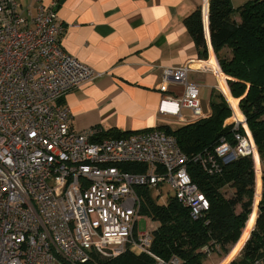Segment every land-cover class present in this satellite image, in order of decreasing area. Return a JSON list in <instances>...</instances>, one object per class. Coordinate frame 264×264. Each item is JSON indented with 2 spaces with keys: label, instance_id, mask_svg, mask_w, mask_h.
Segmentation results:
<instances>
[{
  "label": "built area",
  "instance_id": "built-area-1",
  "mask_svg": "<svg viewBox=\"0 0 264 264\" xmlns=\"http://www.w3.org/2000/svg\"><path fill=\"white\" fill-rule=\"evenodd\" d=\"M62 32L55 3L32 11L0 0V264H81L94 252L127 249L156 264H177L176 257L165 262L151 253L152 229L136 231L138 190L167 186L192 219L200 218L209 201L187 171L190 158L157 127L106 138L97 126L74 129L64 95L102 73L64 51ZM188 68L162 69L160 90L171 80L184 89L179 97L164 95L159 113L181 116L185 108L205 116ZM231 111L225 123L234 124L232 140L191 157L209 173L238 157L255 161L245 116L238 120ZM200 251L215 250L205 244Z\"/></svg>",
  "mask_w": 264,
  "mask_h": 264
},
{
  "label": "trees",
  "instance_id": "trees-1",
  "mask_svg": "<svg viewBox=\"0 0 264 264\" xmlns=\"http://www.w3.org/2000/svg\"><path fill=\"white\" fill-rule=\"evenodd\" d=\"M209 35L220 69L234 98H240L239 108L255 142L258 154L264 158V0H248L233 6L230 0H209ZM200 59L207 58L201 12L197 8L183 18ZM210 114L176 127L157 128L173 135L180 149L190 158L187 171L198 189L207 197L209 209L198 219H192L189 209L171 194L158 201L147 188H139L140 208L156 222L151 230V253L177 264H205L200 251L205 244L228 253V245L238 241L251 213L255 167L252 157L244 156L229 163H218V170L206 171L200 162L192 161L197 153L214 152L222 138L232 140L234 124H226L231 109L223 94H212ZM243 132V129L239 127ZM105 135V134H104ZM124 134L113 133L111 137ZM107 136V135H105ZM253 222L248 221V227ZM246 233V232H245ZM243 234L242 238L246 235ZM81 264H156L147 253L125 250L118 255L94 252ZM229 264H264V171L257 217L240 255Z\"/></svg>",
  "mask_w": 264,
  "mask_h": 264
},
{
  "label": "crops",
  "instance_id": "crops-1",
  "mask_svg": "<svg viewBox=\"0 0 264 264\" xmlns=\"http://www.w3.org/2000/svg\"><path fill=\"white\" fill-rule=\"evenodd\" d=\"M32 11L39 5H56L63 27L60 45L65 52L102 73L68 91L63 102L72 114V126L81 131L99 127L103 138L113 133L129 134L168 125L176 127L198 117L182 108L181 116L158 112L164 95L179 97L184 85L166 83L160 90L162 69L188 65L187 80L209 96L220 90L241 119L210 42L209 0H17ZM239 6L248 0H230ZM200 9L207 58L200 59L183 18ZM214 69V71L212 69ZM210 101V100H209ZM209 101L201 99L204 115L211 112ZM183 111H186L185 115ZM107 136H105V135ZM254 222L248 221L239 240L245 243ZM246 232V233H245ZM246 234L243 239V234ZM238 240V241H239Z\"/></svg>",
  "mask_w": 264,
  "mask_h": 264
},
{
  "label": "rangeland",
  "instance_id": "rangeland-1",
  "mask_svg": "<svg viewBox=\"0 0 264 264\" xmlns=\"http://www.w3.org/2000/svg\"><path fill=\"white\" fill-rule=\"evenodd\" d=\"M225 81H226V77H225ZM204 91H205V94L204 95L201 94V99L205 102H208L210 100L208 89H205ZM220 93L223 94L218 89V90H216V92L214 94L218 95ZM224 98H226V96H224ZM236 99H238L237 108H238L240 114L242 115V112L239 108L240 98H236ZM226 100H227L229 106L231 105V107H232L231 110L234 109L232 104L229 102V100L227 98H226ZM183 113L185 115L187 114L186 111H183ZM231 114H232V111L230 113V116L226 118L227 123L231 122V120H232L233 115L231 116ZM256 158H257V160H256ZM254 159H255L254 167H255V172H256L255 173L254 198H253V205H252L251 213L248 216V219H251L252 221H254V216L256 215L255 211L258 210V203L260 200L261 190H262V172L264 171V158L263 159L260 158L258 151H257V148H256V155H255ZM166 189H167V186H165L163 188V190L152 189V190H150L151 191L150 194L153 195L154 197H156L158 201H163L167 198V196H169L171 194V192H170V194L167 193ZM155 226H156L155 221H152L151 219H149L148 217H146L144 215H140L138 218V221L136 223V231L142 232V231H146V230H151ZM248 237H249V235H248ZM242 246H243V243H241V240H239L234 244L228 245L229 251L227 254H223L219 249H217V250L213 251L212 254H210V256H206L205 264H229L233 259H236V257H238L240 255Z\"/></svg>",
  "mask_w": 264,
  "mask_h": 264
},
{
  "label": "bare ground",
  "instance_id": "bare-ground-1",
  "mask_svg": "<svg viewBox=\"0 0 264 264\" xmlns=\"http://www.w3.org/2000/svg\"><path fill=\"white\" fill-rule=\"evenodd\" d=\"M251 221H252V220H251ZM252 222H254V221H252ZM223 261H224V260H223ZM223 261H222V262H223Z\"/></svg>",
  "mask_w": 264,
  "mask_h": 264
},
{
  "label": "water",
  "instance_id": "water-1",
  "mask_svg": "<svg viewBox=\"0 0 264 264\" xmlns=\"http://www.w3.org/2000/svg\"><path fill=\"white\" fill-rule=\"evenodd\" d=\"M251 232V231H250Z\"/></svg>",
  "mask_w": 264,
  "mask_h": 264
}]
</instances>
